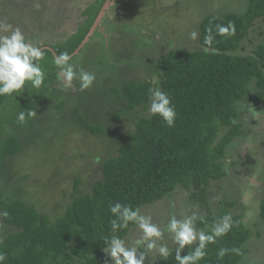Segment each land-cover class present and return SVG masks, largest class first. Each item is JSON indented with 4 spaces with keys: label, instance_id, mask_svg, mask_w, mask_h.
<instances>
[{
    "label": "rangeland",
    "instance_id": "374dc122",
    "mask_svg": "<svg viewBox=\"0 0 264 264\" xmlns=\"http://www.w3.org/2000/svg\"><path fill=\"white\" fill-rule=\"evenodd\" d=\"M93 1L40 0L41 8L36 11L33 0H0V21L19 27L34 44L58 45L84 24L87 17L83 11ZM247 4L246 0H111L96 32L73 59L79 67L96 74L93 86L74 93L63 89L57 76L55 84L48 86L43 95L40 90L26 86L29 98L33 93L39 95L38 109L34 110L37 117L19 123L15 129L4 126L1 131L0 143H5L1 139L16 135L23 148L21 153L2 160L0 194L18 192L17 198L37 207L52 221L61 217L71 197L89 193L102 178L104 162L118 154L113 136L119 138L134 132L138 120L150 116L148 109L140 108L117 119L118 110L124 109L125 104L112 90L125 82L152 80L157 76L155 68L160 56L177 48H200L199 24L204 16L242 14ZM192 31L198 33L195 40L191 39ZM250 38L253 43L246 42V51L240 53L249 54L256 44L264 41L261 20L251 30ZM41 66L48 77L55 67L48 53ZM73 87H79L77 80L73 81ZM249 90L236 106V123L241 125L242 133L227 150L225 177L210 183L207 204L193 203L190 192L178 186L165 199L140 210L151 215L154 223L163 225L171 215L180 218L196 211L204 217L211 216L225 203L235 202L227 214L243 219L247 209L241 203V190L247 185L246 178L255 173L258 187L254 189V200L259 202V210L255 220L246 225L251 238L245 244L247 252L241 264H264V224L260 220L264 198V104H254L258 92L254 82ZM14 96L16 100L10 97L8 100L15 103L23 92ZM4 98L7 97H1L2 103ZM251 109L260 113L259 116ZM84 119L101 126L104 134L86 129ZM246 144L251 147H245ZM3 225L0 216V242ZM7 231L12 233L15 228L9 227ZM138 235L134 227L126 238L131 241ZM165 239L171 246L167 235ZM189 249L186 246L183 252ZM149 259L145 264H149ZM109 264H113L110 257Z\"/></svg>",
    "mask_w": 264,
    "mask_h": 264
},
{
    "label": "trees",
    "instance_id": "16d2710c",
    "mask_svg": "<svg viewBox=\"0 0 264 264\" xmlns=\"http://www.w3.org/2000/svg\"><path fill=\"white\" fill-rule=\"evenodd\" d=\"M107 1L95 0L83 11L87 17L84 24L68 40L53 46L57 55L64 51L72 55L79 48ZM246 2L247 9L242 14L204 16L199 24V49L177 48L160 56L155 68L158 84L146 79L125 82L112 90L125 104L116 115L120 119L126 112L148 109L149 89L161 88L175 106L174 126L168 127L159 116L150 115L138 120L134 132L119 138L113 136L118 154L104 162L102 178L89 193L71 197L61 217L52 221L37 207L17 198L18 192L0 194V210L9 213L7 217L1 216L4 225L0 252L6 255L4 264H65L68 261L109 264L103 248L104 237L111 231L110 204L119 202L141 209L165 199L178 186L190 192L193 203L207 204L210 183L225 177L227 150L242 133L241 125L236 123V106L250 93L252 82L258 90L254 104H264V41L256 44L251 53H240L246 51V42L253 43L250 34L257 22L264 23V0ZM229 22L235 25V33L216 35V26ZM209 28L214 36L210 46L204 42ZM46 53L53 61L54 54L50 50ZM57 72L53 67L43 86L33 90H40L43 95L48 86L55 84ZM29 97L27 89L16 104L8 97L2 103L0 97V127L11 122L16 124L21 108L38 109L39 95L33 93ZM82 122L93 133L104 134L101 126L87 119ZM0 150L2 162L21 153L22 147L13 136L0 143ZM235 205V202L225 203L219 212L204 217L206 223L198 221L197 227L210 230L213 222ZM241 220L239 216L233 217L239 226L234 225L226 236L209 245L208 256L201 264H241L247 252L245 244L251 238L250 229ZM260 220L264 224V198ZM9 227L15 231L8 233ZM134 227L130 224L129 229L120 231L121 238H126ZM220 247H236L241 254L229 253L218 260L216 252ZM156 264H177V261L173 253L167 261L158 259Z\"/></svg>",
    "mask_w": 264,
    "mask_h": 264
},
{
    "label": "clouds",
    "instance_id": "9594fccd",
    "mask_svg": "<svg viewBox=\"0 0 264 264\" xmlns=\"http://www.w3.org/2000/svg\"><path fill=\"white\" fill-rule=\"evenodd\" d=\"M33 8L36 11L40 10V0H33ZM207 31L209 35L205 37L204 42L210 46L214 36L211 35V28ZM234 33L235 25L231 22L228 25L216 26V35L226 36ZM190 35L191 39L195 40L198 33L192 31ZM208 50L205 48V51ZM45 55L46 49L31 42L19 27L0 21V97L15 99L14 94L23 92L27 85L33 89H40L46 79L45 69L41 66ZM52 63L58 70V83L65 90L83 92L90 89L96 80V74L79 67L67 51L54 55ZM74 80L79 82L78 88L73 87ZM151 82L158 84L159 78L154 75ZM149 93V115L159 116L168 127L174 126L177 113L169 94L159 87L150 88ZM251 111L256 113L257 117L260 114L252 109ZM36 117V111L29 109L19 111L16 119L22 124L27 119ZM245 147L251 145L246 144ZM246 181V187L241 190V203L247 211L240 221L245 225L255 220L259 210V202L254 200V189L258 187L256 174L247 177ZM215 199L218 200L219 197ZM109 212L113 218L110 219V235L104 237L106 246L103 251L113 264H145L148 258L149 264H156L158 259L167 261L173 253L177 264H201L208 256V246L216 244L218 239L226 236L234 225L239 226L233 221L231 213L216 219L210 230L206 231L197 227V221L201 223L206 221L204 216L196 211L180 218L171 215L163 225L154 223L152 216L142 214L139 207L133 208L119 202L110 204ZM8 215L6 210H0V216ZM130 224L135 226L139 233L138 238L131 241L119 235L120 231L129 229ZM166 235L170 238L171 246L165 239ZM186 246H189L190 250L187 254L181 255ZM229 253L240 255L241 250L236 247H220L216 257L223 260ZM5 260L6 255L0 252V264H4Z\"/></svg>",
    "mask_w": 264,
    "mask_h": 264
},
{
    "label": "water",
    "instance_id": "95a60500",
    "mask_svg": "<svg viewBox=\"0 0 264 264\" xmlns=\"http://www.w3.org/2000/svg\"><path fill=\"white\" fill-rule=\"evenodd\" d=\"M111 0H108L107 3L104 5L103 9L101 10L99 16L97 17L93 27L91 28V31L89 32V34L87 35V37L85 38V40L83 41V43L79 46V48L72 54L73 58L78 55V53L82 50V48L87 44V42L89 41L90 37H92L93 33L96 32L97 26L100 23L101 19L103 18V16L105 15L106 9L109 7ZM46 50H50L54 53V55H57L56 52L48 46L44 47Z\"/></svg>",
    "mask_w": 264,
    "mask_h": 264
},
{
    "label": "flooded vegetation",
    "instance_id": "af4514ba",
    "mask_svg": "<svg viewBox=\"0 0 264 264\" xmlns=\"http://www.w3.org/2000/svg\"><path fill=\"white\" fill-rule=\"evenodd\" d=\"M77 32V31H76ZM76 32H74V33H72L71 35H73V34H75ZM70 35V36H71ZM69 39V38H68ZM67 39V40H68ZM59 44V43H58ZM54 45H56V44H53L52 46H48V47H51L52 49H53V46ZM54 50V49H53ZM52 52V51H51ZM53 53V52H52ZM54 54V53H53ZM24 109H25V111H26V108L24 107ZM19 124V122L17 121L16 122V124H13L12 122L11 123H9V124H6V125H3V126H1L0 127V134H1V131H2V129H4L5 127L4 126H8L9 128H11V127H13V129H15V126H17ZM13 136H15L16 138H17V140H18V142L21 144V147H22V141L20 140V138L19 137H17L16 135H12V136H10V137H8L7 139H1V141H4V142H6V141H8L11 137H13ZM23 148V147H22ZM6 159V158H5ZM4 160V159H3ZM0 164H1V162H0Z\"/></svg>",
    "mask_w": 264,
    "mask_h": 264
}]
</instances>
